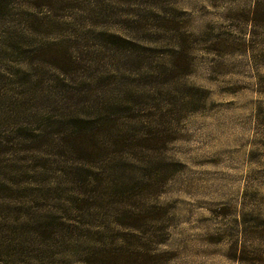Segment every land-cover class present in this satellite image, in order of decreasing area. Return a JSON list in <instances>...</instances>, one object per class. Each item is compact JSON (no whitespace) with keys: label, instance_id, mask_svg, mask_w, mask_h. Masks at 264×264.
Returning <instances> with one entry per match:
<instances>
[{"label":"rangeland","instance_id":"obj_1","mask_svg":"<svg viewBox=\"0 0 264 264\" xmlns=\"http://www.w3.org/2000/svg\"><path fill=\"white\" fill-rule=\"evenodd\" d=\"M0 264H264V0H0Z\"/></svg>","mask_w":264,"mask_h":264}]
</instances>
